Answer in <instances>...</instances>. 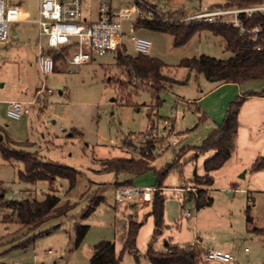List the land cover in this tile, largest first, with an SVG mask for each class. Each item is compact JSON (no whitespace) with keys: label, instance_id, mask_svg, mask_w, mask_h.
<instances>
[{"label":"rangeland","instance_id":"1","mask_svg":"<svg viewBox=\"0 0 264 264\" xmlns=\"http://www.w3.org/2000/svg\"><path fill=\"white\" fill-rule=\"evenodd\" d=\"M149 1L163 10L181 8L187 12L223 3V0ZM10 2L22 5L23 17L10 24L9 39L0 40V100L3 101L0 125L12 139L31 141L28 146L11 147L73 166L83 172V177L71 190L66 178H58L51 187L48 180L27 182L19 176L23 163L6 160L0 153V198L42 200L46 192L53 191L63 200L69 198L77 202L68 215L52 218L33 231L37 236L29 242L27 229L14 232L19 227L16 215L3 200L0 203V264H89L97 242L112 240L121 249L126 236L129 217L117 211L121 206L116 205L114 198L116 181L132 179V185L142 187L156 186L158 179L154 169L136 176L98 172L101 160L138 156L141 143L153 140L150 136L143 138L141 131L150 127L161 131L166 119L169 126L164 133L172 136L176 144L155 158L152 163L157 169L174 159V149L179 151L202 144L212 130L209 129L211 122L222 118L229 101L238 95V85H219L204 73L190 71L179 63L184 57L204 53L219 58H228L232 53L226 48L224 38L209 29L199 30L187 42L176 45L170 32L125 21L126 32L151 39L150 55L165 61L168 64L165 72L179 80L171 89L157 94L150 87L149 79L133 78L130 81L117 63L116 52L96 53L91 62L80 65L59 60L55 71L45 78L38 63L39 28L36 21L40 0ZM124 44L130 53L136 52L130 35L124 37ZM251 89L263 90L264 80L243 82L239 90L247 92ZM158 97L162 100L161 105L156 104ZM12 99L27 103L30 114L10 117L4 102ZM261 106H264L263 98H249L244 106L240 135V154L244 159L264 152V116L254 115V108ZM203 114L207 118L202 120ZM128 134L133 145L124 143ZM211 153L214 150L200 154L197 159L188 156V160L183 156V165L175 167L165 178L162 195L167 226L163 231L173 234L171 239L183 245L193 241L197 244L198 240L205 248L232 251L235 264H264V232L255 230L264 228V170L239 166L238 158L234 156L222 167L209 172L208 177L214 180L208 184L203 163ZM195 172L202 175L199 179L194 177V183L206 194L207 185L208 196L212 198L210 204L202 207L197 206L194 197H189L190 192L179 189L192 184ZM101 182L106 184H97ZM84 189L87 196L83 199ZM96 194L104 195L105 200L83 219L82 208ZM186 210L191 214L187 215ZM136 213L137 210L133 214ZM8 214L13 220L5 222L4 217ZM77 222L89 224L90 229L80 247L73 248ZM152 228L151 219L144 221L137 242L141 253L153 238ZM169 236L166 238L170 240ZM164 240L165 236L159 235L155 248H164ZM123 262L137 264L130 252L124 255Z\"/></svg>","mask_w":264,"mask_h":264},{"label":"trees","instance_id":"2","mask_svg":"<svg viewBox=\"0 0 264 264\" xmlns=\"http://www.w3.org/2000/svg\"><path fill=\"white\" fill-rule=\"evenodd\" d=\"M263 2L264 0H223L221 4L251 5ZM257 20L264 21V14L258 15V17L254 19V21ZM137 23L143 27L170 32L174 36V43L176 45L187 42L199 30L209 29L214 34L224 38L226 48L232 53L231 56L228 58H219L204 53L191 57H184L179 63L180 66L187 67L190 71L195 70L196 72L204 73L208 79L218 83H243L249 80H264V48L258 49L254 42L247 36L240 34L236 27L219 23H168L160 17H154L152 19L138 18ZM251 24L252 23H248V25ZM49 52L55 57L56 67L59 60L64 61L56 50ZM116 58L118 65L123 68L130 81L133 78L149 79L152 83L150 87L157 94L162 90L171 89L173 84L179 81L165 72V69L168 67L165 61L150 55V53H130L127 46L124 44L123 50L116 51ZM249 95L264 96V89L261 91H247L231 99L227 105L224 118L216 124L215 128L208 134L202 144L187 146L179 151H175V158L159 169L152 163L160 154L159 152H154V148L158 143L155 140L141 143L138 156H120L101 160L100 168L97 170L98 172H114L116 175L129 173L132 176H136L151 169L156 171L158 176L156 187H158V190L155 194L152 209L148 213V215H152L154 218L155 228L153 238L148 243L145 252L141 253L137 246V239L143 221L138 220V213L130 215L122 248L118 250L115 242L112 240H100L94 246L95 252L90 258L89 264H124V255L127 252L134 254L137 264H145L141 261V258H144L150 264H212L204 259L207 248L201 245H180L165 241L164 248H155L154 243L157 237L162 234L166 227V206L165 198L162 195V188L164 187V181L168 174L175 167L182 166L181 160L183 156L188 160L189 157L196 158L203 152L214 150V154L204 162L206 177H208L209 172L225 164L235 150V136L240 126V110L246 97ZM161 103L162 100L158 97L156 104L161 105ZM202 117V120L207 118L205 114H203ZM128 138L129 134L124 140V143L130 145L132 143ZM29 142L31 141H17L12 139L5 127L0 125V153L6 160H16L23 163L24 168L19 171L21 180L31 183H35L39 180H48L52 185L58 178H66L69 181V190L76 187L77 183L83 177V172L81 170L65 163L45 160L36 152L33 153L18 149L21 148V146H28ZM11 145L18 146V148L11 147ZM145 147L149 148V153L147 154L143 152ZM189 151L192 152V154L188 157L186 155ZM251 169H264V154L253 161ZM199 176L197 172L194 173L195 178L199 179ZM208 180V184L212 182V179ZM90 181L96 183L95 181ZM97 184L103 186L106 182ZM122 185H132V179L116 181L115 189ZM189 192L190 197L196 199L198 207L208 205L212 202V198L209 197L203 189H199L196 193L192 191ZM86 196L84 189L81 197L84 199ZM3 200H5L4 197L0 198V203ZM104 200L105 196L102 194L92 195L87 201V204L82 208L81 217L83 219L89 217ZM5 201L12 209V214L16 215V222L19 225L14 232L19 233L27 229V232L30 234V237H28L29 242L33 241L37 236L36 233H32L33 231L52 218L68 215L77 204V202L69 198L63 200L53 191L47 192L42 200L23 197ZM11 219L13 220L10 214L4 217L5 222ZM248 220H252L250 216H248ZM89 229L90 225L87 223H76L73 248L80 247ZM255 230L257 232H264V228Z\"/></svg>","mask_w":264,"mask_h":264},{"label":"built area","instance_id":"3","mask_svg":"<svg viewBox=\"0 0 264 264\" xmlns=\"http://www.w3.org/2000/svg\"><path fill=\"white\" fill-rule=\"evenodd\" d=\"M21 8L20 4L11 3L10 0H0L1 41L9 39L12 33L10 24L22 19ZM260 14H264V2L251 5L217 4L187 12L181 8L163 10L149 0H40L39 18L36 21L39 27V68L45 78L55 71V57L49 52L52 50H56L68 64L89 63L96 53L104 55L123 50L124 37L128 35L136 52L149 54L151 39L125 31V21L134 24L138 18L160 17L168 23H219L233 26L253 41L258 49H262L264 21H254ZM2 103L0 100V105ZM4 103L7 105V114L13 118H21L31 112L30 106L19 99ZM167 125L166 119L163 131L157 127L141 131L143 138L150 136L158 142L154 152L161 153L176 144L172 136L164 133ZM143 152L149 153V148L145 147ZM179 189L196 193L199 187L192 182ZM157 190L156 186L122 185L115 189L114 198L118 206H136L143 211L152 207ZM186 214L190 215L191 212L186 210ZM204 259L212 264H235L236 257L229 250L207 248Z\"/></svg>","mask_w":264,"mask_h":264},{"label":"crops","instance_id":"4","mask_svg":"<svg viewBox=\"0 0 264 264\" xmlns=\"http://www.w3.org/2000/svg\"><path fill=\"white\" fill-rule=\"evenodd\" d=\"M21 7H22V5H21ZM22 16H23V13H22ZM39 28V27H38ZM14 31H16V30H14ZM13 31V32H14ZM16 33V32H15ZM241 84L242 83H235V82H224V83H219V85H226V86H236V85H238V95H241V94H244V93H246V92H241L239 89H240V87H241ZM248 91H252V89L251 90H248ZM254 91H261V90H254ZM249 98H263L264 99V96H261V95H249V96H247L246 97V99H245V101H244V103H243V105H242V107H241V110H240V115H239V118H240V126H239V128H238V130H237V132H236V136H235V142H236V146H235V150L233 151V154H232V156L229 158V159H232L234 156H236V158H238V164H239V166L241 165L242 167H247V166H249L250 168H251V164L253 163V161L256 159V158H258L259 156H261V155H263L264 154V152H259V153H255V154H253V156H251V158H247V159H244L243 158V156L240 154V143H241V138H240V135H241V130H242V120H241V118H242V114H243V110H244V106H245V103H246V101L249 99ZM254 115L255 116H264V106H261V107H256V108H254ZM224 114V116H225V113H226V111H224L223 112ZM222 115V114H221ZM224 116L222 117V118H220V119H218L217 121L215 120V122L213 121V122H211V124L209 125V129H214L215 128V126H216V124L217 123H219L220 121H222V119L224 118ZM150 124H151V122H150ZM208 128V127H207ZM211 130V131H212ZM175 151H177V150H175L174 149V152ZM204 153V152H203ZM202 154V153H201ZM214 153H211V154H209V156H208V158L210 157V156H212ZM200 155V154H199ZM186 156H189V154L188 155H186ZM199 157V156H198ZM198 157H196L195 159H197ZM175 158V157H174ZM194 159V160H195ZM207 159V158H206ZM205 159V160H206ZM229 159L225 162V164L229 161ZM205 160H204V162H205ZM250 164V165H249ZM183 165V164H182ZM203 167H204V163H203ZM205 169V168H204ZM262 170H264V169H259V170H255V171H262ZM198 173V172H197ZM206 173V172H205ZM198 175H202V174H199L198 173ZM205 175V174H204ZM193 182H194V176H193ZM208 179H211V177H208ZM214 179H212V181H213ZM50 187H51V184H50ZM205 187H206V189L208 190V194H209V188L207 187V185H205ZM186 192V191H185ZM187 192H189V191H187ZM47 193V192H46ZM189 197H190V195H189ZM117 205V204H116ZM116 209H117V207H116ZM151 209H152V207H149V208H147L146 210H143V211H141V210H139L138 209V207H136V206H131V207H121V209L119 208V210L117 209V211H119V212H122V213H124L125 215H128V217L130 216V215H132L133 213H134V211L135 210H137V213H138V215H139V219L138 220H140L141 218V220L143 221V223H144V221H147L148 222V219H151L152 220V226H153V228L150 230V233L152 232V235H153V233H154V228H155V226H154V218H153V216L152 215H148V213L151 211ZM165 211H166V207H165ZM144 219V220H143ZM140 220V221H141ZM166 220V219H165ZM166 222V221H165ZM143 225V224H142ZM166 226H167V224H166ZM142 229V226L140 227V230ZM140 230H139V233H140ZM168 232V231H167ZM168 235H170L169 237H170V240L169 239H167L166 237H168ZM138 236H139V234H138ZM162 236H165V240H164V243H165V241H169L170 243H172V244H180V245H183V244H181V243H178V242H174L171 238L173 237V234H169V232L168 233H164V231L162 232ZM137 242H138V239H137ZM195 243H197L198 245H203L201 242H198V240L195 242ZM189 244H194V241L192 242V243H189ZM165 246V245H164ZM204 246V245H203ZM117 247V246H116ZM206 248H211V247H206ZM118 249V248H117ZM119 250V249H118Z\"/></svg>","mask_w":264,"mask_h":264},{"label":"water","instance_id":"5","mask_svg":"<svg viewBox=\"0 0 264 264\" xmlns=\"http://www.w3.org/2000/svg\"><path fill=\"white\" fill-rule=\"evenodd\" d=\"M16 31H14V33H15Z\"/></svg>","mask_w":264,"mask_h":264}]
</instances>
